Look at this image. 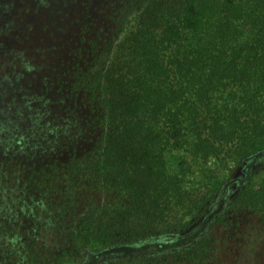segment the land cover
<instances>
[{"label":"trees","instance_id":"obj_1","mask_svg":"<svg viewBox=\"0 0 264 264\" xmlns=\"http://www.w3.org/2000/svg\"><path fill=\"white\" fill-rule=\"evenodd\" d=\"M49 1L0 19V264H264V0Z\"/></svg>","mask_w":264,"mask_h":264},{"label":"rangeland","instance_id":"obj_2","mask_svg":"<svg viewBox=\"0 0 264 264\" xmlns=\"http://www.w3.org/2000/svg\"><path fill=\"white\" fill-rule=\"evenodd\" d=\"M10 1H13L14 3H16L18 0H0V19L6 15V12L9 9H11L10 4L13 2H10ZM46 1L48 0H43V4H46L45 3ZM49 4H51V6H54L57 3L56 1L52 0V1H49ZM215 163H216L215 161H211L209 166L215 167ZM222 170L223 169L221 168L219 172ZM223 171H224V177L233 178V181H234L233 185L237 186L244 182L243 180L246 178L247 174H249L250 172L264 171V158H258V159L249 161L247 163H244L240 168H238L236 163L232 162L230 164V170H223ZM235 187H232L231 191H233Z\"/></svg>","mask_w":264,"mask_h":264}]
</instances>
